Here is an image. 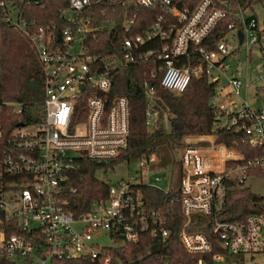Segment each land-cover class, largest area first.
<instances>
[{
    "label": "built area",
    "instance_id": "obj_1",
    "mask_svg": "<svg viewBox=\"0 0 264 264\" xmlns=\"http://www.w3.org/2000/svg\"><path fill=\"white\" fill-rule=\"evenodd\" d=\"M38 1L0 0V20L28 40L44 76L42 119L17 122L5 138L0 123V168L6 174L21 175L9 187L5 183L6 187H1L0 208L13 225L31 231L26 236L7 234L0 228V257L10 259V264H63L64 260L79 257L108 264L111 257L104 255L108 246L94 242V237L104 231L115 241L111 246L136 242L142 233L166 239L169 230L165 217L161 211L147 207L141 188L148 185L161 187L167 193L172 190L174 182L166 173L153 172L155 153L137 159V175L120 179L116 185L108 183L106 197L92 200L85 212L73 215L65 208L62 197L76 157L116 158L127 146L128 100L118 94L107 105L102 91L111 88L114 68L152 56L157 70L162 71L160 85L167 90L183 91L192 76H206L212 84L208 99L214 111L211 131L186 135L179 147L181 174L177 199L184 221L178 237L183 248L198 254L195 264H259L256 256L264 255V211L228 219L230 210L226 202L229 188L251 189V178L264 179V105L256 106L247 98L250 87L253 100L264 88L253 83L264 78V18L251 12L254 3L133 0L135 8L124 14V30H132L141 11L145 21L137 24L138 32L123 39L122 53L116 60L94 58L87 52L86 40L103 25L93 26L90 16L83 12L101 0H68L66 10L70 14L64 15L68 24L56 34L59 43L54 30L32 18H23L18 3ZM246 11L251 13L245 15ZM227 15L233 19L222 28L216 47L208 50L203 42ZM237 30L243 34L241 40ZM227 31L234 32L231 40L223 38ZM77 39L81 46L73 53L69 44ZM151 40L161 41V46L144 49ZM155 73L153 70L152 75ZM147 88L145 119L152 128L157 109L153 87ZM2 104H12L15 113L21 111L19 102L0 100V107ZM220 132L228 134L232 145L219 140ZM165 178L167 182L162 187L160 182ZM193 213H199L210 224L218 251H213L209 236L189 229ZM248 260L251 262L246 263ZM160 264L181 263L162 255Z\"/></svg>",
    "mask_w": 264,
    "mask_h": 264
},
{
    "label": "trees",
    "instance_id": "obj_2",
    "mask_svg": "<svg viewBox=\"0 0 264 264\" xmlns=\"http://www.w3.org/2000/svg\"><path fill=\"white\" fill-rule=\"evenodd\" d=\"M197 0H192L195 3ZM243 5L261 2L264 0H232L235 4ZM23 18L34 19L37 24L54 30L55 41L59 43L56 34L61 31L68 21L64 17L68 8V0H39L37 3H18ZM135 8L133 0L98 1L91 9L83 13L89 15L93 26L103 25L94 36L86 40L87 52L94 58L120 59L121 44L129 33L139 31L137 24L145 21L143 12L137 14V23L130 32L123 27L124 14ZM147 9L146 12H149ZM233 19L227 15L211 32L203 45L214 49L218 43L222 28ZM112 25L111 27H109ZM161 41L151 40L143 48H159ZM156 73L152 75V71ZM161 70H157L156 61L152 56L146 61L135 62L129 65H120L111 73V88L102 91L107 105L110 99L118 94L126 96L129 103V134L128 144L123 148L119 157L110 159H94L87 155L76 157L74 166L67 174L65 191L62 197L64 206L73 215L87 211L94 199L106 197L108 182L100 180L96 171L113 167L119 160L136 161L141 157H150L155 153L157 166L177 171L178 160L173 149L183 144L186 135H201L211 131L213 122V108L208 99L212 93V84L206 76H192L185 89L179 93L172 92L160 85ZM153 87V98L157 109L156 121L152 128L146 123V109L148 106V88ZM44 76L37 54L31 49L28 40L16 28L11 27L6 21L0 20V100L5 102H19L20 112H14V106L2 104L0 107V123L3 126V137L10 134L17 122L40 121L44 114L42 99L44 97ZM171 114L168 116V114ZM170 120L169 130L165 128V120ZM219 140H224L232 145L228 134H219ZM240 148V146H238ZM237 147V148H238ZM180 164V162H179ZM181 172H179L180 176ZM21 175H9L0 168V189L9 187L10 182H16ZM178 180L173 181L171 192L167 193L161 187L142 185L144 203L151 210H159L166 220L169 233L165 240L152 238L147 233H142L136 242H125L118 246H108L104 255H109L108 264L123 261L128 264H160L161 257L171 262L181 264H195L198 254L185 251L178 237L183 223L181 203L177 199L179 191ZM4 183L6 185H4ZM17 187V186H16ZM71 188L75 189L72 190ZM227 207L230 210L228 219H239L248 212L264 211V195L254 192L245 186H234L227 191ZM189 229L199 231L209 236L213 244V251H218L217 242L214 241L210 224L199 213H193ZM0 228L7 234L24 233L28 236L31 231H24L16 227L4 217V210L0 208ZM163 243L161 251L153 254L150 252L155 242ZM0 264H10V259L0 257ZM63 264H106L98 259L79 257L64 260Z\"/></svg>",
    "mask_w": 264,
    "mask_h": 264
},
{
    "label": "rangeland",
    "instance_id": "obj_3",
    "mask_svg": "<svg viewBox=\"0 0 264 264\" xmlns=\"http://www.w3.org/2000/svg\"><path fill=\"white\" fill-rule=\"evenodd\" d=\"M252 13L254 12L259 19L264 18V4H260V3H254L252 6ZM251 12L246 11L245 15H249ZM70 11L65 10L64 15H69ZM234 32L233 31H227L223 38L224 39H228L231 40L233 37ZM81 46V43L79 41V39L75 40L74 43L69 44V50L72 51L73 53H77L79 51V48ZM257 58V57H256ZM258 62V61H256ZM255 62V63H256ZM253 74L255 75L256 73V67H253ZM256 85H263L264 86V78L262 80H254V82ZM263 93H260V95L258 96V99L256 98L255 100L252 99V95L251 93L253 92V87H250V90H248L249 94L247 96L248 100H250L251 103H255L256 106H262L264 105V88H262V90H260ZM171 114L169 113L168 116H170ZM171 126L170 120L166 119L165 120V128L167 130H169ZM69 153H72L69 151ZM172 153H174L176 159L178 160V167L176 168L177 171L173 173V170H170V168L164 169L161 168L159 166H156L153 168V172L157 173L159 175H163L164 173H166L167 178H171L172 181H176L179 179V172H181L180 169V164H179V156H180V152L177 148L173 149ZM137 173H139V166H138V162L136 161H126V160H119V162L115 163L113 167H109L106 169H98L96 171V175L100 180H105L108 183H110L111 185H116L118 181H120V179H129L132 175H137ZM167 179H163L160 182V185L163 187L164 185H166ZM248 183L250 184L251 189L254 192H258L260 194H264V179H260V178H251ZM38 222H34L33 224L36 225ZM94 242L97 243L99 246H111L113 244H115V241L113 239H111L106 233L105 231L94 237ZM118 243H120V241H118ZM258 259V263L259 264H264V255H257L256 256V260ZM251 261L248 260L246 263H250Z\"/></svg>",
    "mask_w": 264,
    "mask_h": 264
},
{
    "label": "water",
    "instance_id": "obj_4",
    "mask_svg": "<svg viewBox=\"0 0 264 264\" xmlns=\"http://www.w3.org/2000/svg\"><path fill=\"white\" fill-rule=\"evenodd\" d=\"M237 32L239 34V39L241 40L243 34H242V32L240 30H237ZM81 87L83 88V85H81ZM160 249H161V243L157 242L151 247L150 252L153 253V254H156V252H159Z\"/></svg>",
    "mask_w": 264,
    "mask_h": 264
}]
</instances>
